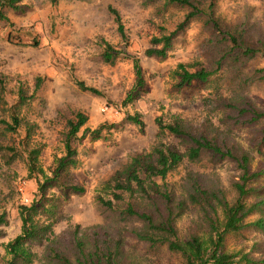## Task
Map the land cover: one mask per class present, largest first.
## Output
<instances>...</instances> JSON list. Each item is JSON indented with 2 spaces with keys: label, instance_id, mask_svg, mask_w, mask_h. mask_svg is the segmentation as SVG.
Segmentation results:
<instances>
[{
  "label": "rangeland",
  "instance_id": "rangeland-1",
  "mask_svg": "<svg viewBox=\"0 0 264 264\" xmlns=\"http://www.w3.org/2000/svg\"><path fill=\"white\" fill-rule=\"evenodd\" d=\"M200 1L210 4V0ZM213 2L215 18L223 31L233 32L244 26L249 39L264 40V0ZM17 6L0 8V80L9 103L0 104V118L10 121L9 107L23 90L27 103L19 114L35 126L31 147L41 150L44 175L30 179L27 165L20 159L8 164L7 152L2 148L14 146L23 151L25 127L12 134L0 125V216L5 215L6 220L0 227V264L10 258L6 245L21 233L19 207L33 202L39 207L40 223L51 226L42 240L29 244L35 264H51V249L70 256L76 239L92 243L97 234L99 238L120 241L124 264H184L182 255L170 251L167 245L137 240L131 230L143 225L137 220L118 223L116 214L105 209L99 198H112L107 182L135 157L153 154L161 145L186 151L187 143L162 132L157 118L166 124L181 122L193 131L211 130L224 121V104L231 98L244 97L264 108V81L254 75L264 68V54L258 53L233 67L230 62L223 63L215 71L217 50L209 43L213 30L206 19H197L173 40L166 58L147 57L145 52L152 47V39L170 34L190 11L168 0H21ZM111 7L121 17L126 41L118 31ZM105 43L126 49L140 61L145 88L141 97L126 107L123 102L137 79L133 60L106 64L102 59ZM180 64L191 72L201 68L215 72L207 83L194 81L179 88L180 79L174 71ZM249 78L253 79L247 82ZM78 81L98 93L82 91ZM79 112L88 117L71 142L79 165L70 169L63 180L70 179V184L83 187L82 194L63 192L56 183H45L46 178L54 177L58 160L66 155L67 122ZM135 115L144 122L143 131L128 121ZM104 123L113 128L104 131L100 140L84 137L85 129L95 130ZM237 126L231 140L251 157V172L264 170V143L259 133L264 123L253 130ZM190 173L198 175L204 186L221 190L229 201L236 199L234 184L242 172L232 160L211 154L195 162L185 160L167 179L171 190L184 193ZM44 183L48 187L42 193ZM249 187L264 188V177ZM219 217L223 219L221 211ZM255 219L257 216L250 221ZM176 228L183 241L209 233L206 216L198 206L189 207ZM225 250L248 254L260 262L264 260V231L249 228L230 233Z\"/></svg>",
  "mask_w": 264,
  "mask_h": 264
},
{
  "label": "trees",
  "instance_id": "trees-1",
  "mask_svg": "<svg viewBox=\"0 0 264 264\" xmlns=\"http://www.w3.org/2000/svg\"><path fill=\"white\" fill-rule=\"evenodd\" d=\"M20 1L0 0V8L4 5V7L17 9ZM213 1L210 0L208 5L200 0H168L169 3L187 7L190 11L170 34L153 38L152 47L146 50L145 55L166 58L173 40L197 19H206V23L211 25L213 30L209 43L217 50L215 71L220 70L223 63L230 62L233 67L242 64L245 59L246 61L252 59L258 53L264 54V40L260 37L256 40L249 39L246 36L247 27L238 26L233 32L222 30L219 21L215 18ZM110 9L115 16L120 35L126 41L127 36L121 17L115 9L112 7ZM102 59L109 65L115 64L120 59L133 60L136 84L124 100L123 106L126 107L139 99L145 88L140 61L126 49L118 50L108 43H105ZM215 71L201 68L191 72L185 65L180 64L174 73L180 79L178 87L182 88L194 81L207 83ZM254 75L264 81V68L256 70ZM252 79L249 78L246 81ZM77 85L82 91L98 93L96 89L86 86L84 82L78 81ZM0 91V104L8 105L4 97L6 89L1 80ZM26 103L27 97L24 91L20 90L17 102L9 107L10 121L0 118V125L5 126V131L12 134H17L22 126L25 127L26 136L22 141L23 151H19L14 146L5 147L2 150L7 152L8 164L18 159L24 161L31 179L38 174L44 175V172L40 166V148L31 147L35 126L25 122L19 114V110ZM224 108L227 111L224 121L211 130L193 131L181 122L166 124L161 118H157L156 123L162 132L187 143L186 151L182 152L175 147L161 145L155 148L153 154L135 157L107 182L112 198L109 200L99 198L100 204L105 209L116 214L118 223L137 220L143 225L142 228L131 230L137 240L152 245H167L170 251L182 255L184 264H264V260L258 262L250 258L248 254H233L225 250L226 236L230 233H239L249 228L264 231V188L249 187L252 182L264 177V170L251 172V157L240 145H236L231 140L233 129L238 127V124L253 130L254 127L264 123V108L244 97L241 100L231 98L224 104ZM87 121L88 117L79 112L67 122L66 155L58 160L54 177L46 178L45 183L50 181L52 183L50 186H55L53 183H56V186L63 192L72 191L78 194L85 192L83 187L70 184L72 182L70 179L63 180V176L79 165L77 151L72 147L71 142ZM128 121L138 126L141 131L145 128L139 115L129 116ZM112 128V125L104 123L95 130L85 129L84 137L87 135L94 141L100 140L103 132ZM259 133L264 143V127L259 129ZM205 154H211L222 160L227 158L239 166L242 176L234 184L237 195L235 200L229 201L221 190L204 186L201 178L193 173L188 174L187 188L184 193L178 194L175 190H171L167 182L169 175L185 160L195 162ZM45 183L40 190L42 193L48 187L44 186ZM252 197H255V200L251 201ZM191 206L201 208L206 216L209 233L206 237L194 235L183 241L178 237L176 223ZM220 211L223 216L222 220L219 217ZM39 213L36 202L30 206L21 205L19 207L21 233L6 245L5 250L10 258L5 264H35V254L31 251L29 244L42 240L51 228L49 225L40 223ZM253 216H257V219L250 221ZM5 223V215H1L0 227ZM112 240L99 238V234L95 236L92 243H88L85 238L76 239L74 252L70 256L51 249L50 263L124 264L120 241Z\"/></svg>",
  "mask_w": 264,
  "mask_h": 264
}]
</instances>
